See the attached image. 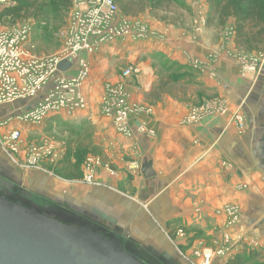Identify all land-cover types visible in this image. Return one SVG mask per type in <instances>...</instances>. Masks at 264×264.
<instances>
[{
	"label": "crops",
	"instance_id": "1",
	"mask_svg": "<svg viewBox=\"0 0 264 264\" xmlns=\"http://www.w3.org/2000/svg\"><path fill=\"white\" fill-rule=\"evenodd\" d=\"M197 5L206 20L200 30L151 17L146 6L133 18L146 29L143 38L105 44L93 57L92 64L99 61L101 67L94 71L111 82L119 81L124 69L137 68L125 79L129 102L143 107L129 117L131 135L117 133L94 110L68 116L82 123L79 127L90 124L98 155L114 174L100 167L96 184L83 182L80 175L60 177L41 166H24V155L14 160L1 142L0 173L11 188H27L42 201L78 208L95 224L125 234L129 242L174 264L189 263L170 248L171 231L185 229L200 250L216 251L224 245L225 208L236 206L240 224L222 262L264 264V65L258 73L243 71L237 54L248 52L236 46L234 19L219 33L207 22L206 0ZM229 29L226 40L223 31ZM113 54L124 62L122 71L117 63L108 68L106 57ZM98 84L92 83L87 95L100 90ZM49 86L31 99L0 104V119L35 106ZM216 97L231 111L185 120ZM236 110L245 116L243 129L233 119ZM145 166L155 174L145 177ZM253 240L257 247L251 246Z\"/></svg>",
	"mask_w": 264,
	"mask_h": 264
},
{
	"label": "built area",
	"instance_id": "2",
	"mask_svg": "<svg viewBox=\"0 0 264 264\" xmlns=\"http://www.w3.org/2000/svg\"><path fill=\"white\" fill-rule=\"evenodd\" d=\"M3 0H0V3ZM1 5V4H0ZM198 15V14H197ZM198 25H196V28ZM145 30L139 22L119 11L116 0H74L73 11L68 23L66 40L58 54L50 57H28L23 49L32 26L29 23L11 29L0 26V104L13 102L20 99L36 97L48 84L38 102L32 108L21 112V120L33 123L41 122L49 113L60 109H83L86 106L85 98L79 89L89 75L87 54L100 48L103 44L123 39L134 31ZM224 35L226 40L231 37V29ZM143 34V33H142ZM263 54H240L239 61L243 71L260 72L257 66L263 63ZM69 59L72 65L61 71L57 64ZM195 67L198 65L195 63ZM137 68L128 67L122 71V77H129ZM128 92L124 84L107 87L102 97L104 114L112 115L117 130L123 135H131L128 124L130 114L142 108L131 104L127 100ZM227 106L217 102L194 108L186 117L187 122L197 121L202 115L215 116L227 113ZM233 119L240 129L245 126V116L240 111L233 113ZM8 122L1 121L0 126ZM20 131L14 130L10 135L11 143L7 153L18 151L17 142L20 140ZM6 150V145L3 144ZM33 146V145H32ZM51 148H31L29 158L30 166H38V160L51 153ZM30 152V149H29ZM99 161L89 157L85 169V179L91 182L95 173V165ZM225 212L228 219L223 233L224 245L216 251L194 250L193 255L202 258V264H210L215 256L225 255L231 241L230 227L239 221V210L236 206H227ZM251 246L257 247V242L252 241Z\"/></svg>",
	"mask_w": 264,
	"mask_h": 264
},
{
	"label": "rangeland",
	"instance_id": "3",
	"mask_svg": "<svg viewBox=\"0 0 264 264\" xmlns=\"http://www.w3.org/2000/svg\"><path fill=\"white\" fill-rule=\"evenodd\" d=\"M32 1V0H30ZM73 1L69 0L66 5H59L54 4L56 3V0H37L36 7L33 8L32 12L29 16H25L19 19H13L8 17L7 19H4L3 21H0L1 28L11 29L17 26L25 25L26 23L31 24L32 30L26 40V42L23 44V49L25 53L28 55V57H50L55 54H58L61 49L64 46L65 40H66V32L68 28V23L70 21V17L72 15L73 11ZM167 0L162 1L160 5H158L156 8H151L149 5V1H128V0H116L117 6L119 8V11L128 16L131 17V19L136 16V13L140 10H143L148 6L151 11V17L159 18V19H168L169 22H176L179 25H182L183 27H191L193 24V27L196 31L200 30V26L205 23V14H202L201 9L198 8V0ZM18 3L17 0H3L0 4V11L4 8L11 7L13 5H16ZM182 4V5H180ZM206 4L208 5V14L210 13L211 9L209 7V0H206ZM195 8L198 11V15L196 14ZM126 9V10H124ZM44 11L43 15L37 16L39 12ZM203 10V9H202ZM204 12V11H203ZM207 12V11H206ZM35 14V15H34ZM207 14V15H208ZM176 18V20H175ZM230 18L226 19V22ZM135 21V19H133ZM225 23H219L217 22V19H214V22L211 24H214L216 27L217 32H222V27H224ZM196 25L198 27L196 28ZM202 28V27H201ZM143 33V34H142ZM223 36L227 33L226 31H223ZM146 35V29L143 31L140 29V31H136L134 29L133 33L123 39H117L115 42L113 41L110 43H106L109 45H113L116 42L120 43L123 42L124 39H131V38H137L141 39L143 36ZM103 44L102 46H104ZM98 48L94 52L87 54L89 55L87 57V62L89 64V75L88 77L83 81L82 87H80L79 92L80 94L85 98L86 106L83 109H60L57 111H53L48 114L41 122L39 123H33L31 121H25L21 120L18 113H14L9 115L6 119H0L1 121H6L8 123L0 126V142L1 144H5L6 152L7 149H10L8 146L11 143L10 135L12 131L19 130L20 131V140L16 143L18 147V151H12L13 154L10 155L11 157L14 156V160L17 154L21 153L24 155V166H27L29 168H36V166H30L29 165V158L31 155V148L33 146H36L38 149L43 148H51V153L49 155H46L38 160V166L41 169H49L53 171L55 175H58L60 177L62 176H81L82 181L87 184H96L98 182L97 178V171L100 167L103 166V168L106 167V170L110 171L114 174V169L111 165H109L108 161L102 158V156L98 155L99 151L96 150L97 146L94 144V133L93 128L91 129V126L85 122L84 125L81 127L80 122L74 121L73 119H69L68 116H73V111L76 110H87L89 114H94V116H101L107 119V121L112 123L114 130L117 133H120L117 130V127L114 123V118L112 115H106L104 114V105L102 104V97L104 95V92L107 90V87H115L119 84H124L125 87H127V83L125 82L126 77H120L119 81L117 82H111L108 79H105L106 77L98 76L97 72L94 70H101V67L99 66L98 62H93V57L96 55L99 49ZM101 52V51H100ZM98 52V53H100ZM262 53L264 55V51L258 52ZM254 53V54H258ZM243 54V53H242ZM248 54V53H244ZM238 58H239V54ZM263 63L261 62L257 66V70L261 68L264 65V56H263ZM119 57L116 54L110 55L109 57H106L107 66L110 68L111 63H117L116 66L118 67L119 71H122L121 67H124V62H119ZM125 68V67H124ZM123 68V69H124ZM108 71V69L106 70ZM107 73V72H106ZM121 73V72H120ZM257 73V72H255ZM130 77V76H129ZM128 78V77H127ZM100 79V80H99ZM99 82L98 84V90L97 92L91 93V95H87L85 90L88 89V87L91 86L92 83ZM127 89V88H126ZM127 100H129V97H127ZM130 101V100H129ZM215 103L219 102L218 98L216 97ZM137 108H143L142 106L135 105ZM228 112H229V106H227ZM94 110V112H93ZM231 111V110H230ZM239 111V110H236ZM241 112V111H240ZM65 115V119L62 117L63 114ZM133 114V113H132ZM130 114V116L132 115ZM60 116V117H58ZM129 116V117H130ZM64 119V120H63ZM129 120V118H128ZM122 134V133H120ZM33 145V146H32ZM30 149V152H29ZM93 157L96 161L98 160L95 165V173L94 177L92 178L91 182H88L85 179V174L87 170L85 169L86 162L89 157ZM108 164V165H107ZM41 166V167H40ZM5 177L3 174L0 173V191H3L5 193H10L9 191H14V188H11L6 182ZM20 193L22 191V194L26 196L25 199H30L33 203H35L38 207L41 206L42 199L37 198L34 193H32L29 189H20L18 190ZM21 194V196H22ZM23 197V196H22ZM46 204L44 203L45 206ZM226 224V223H225ZM240 224V219L238 222H236L234 225L230 227L231 234L233 233V230H235V234L237 236L236 229L238 225ZM224 229L223 233L225 232ZM222 233V234H223ZM185 232V229H175L174 231H171L169 233L170 237V248H172L174 251L178 252L184 259H187L189 264H202V258H198L195 255H193L194 250H200V247L202 245H195L193 243V239L189 235H187ZM182 243V244H181ZM198 244V243H197ZM219 247V246H218ZM194 248V249H193ZM205 248L201 249V251H204ZM187 251H192L191 254H189ZM227 254V253H226ZM225 255L221 256H215L212 258V262L210 264H229L222 262ZM218 259V260H217ZM237 259V258H236ZM217 260V261H216ZM216 261V262H215ZM230 261V264H245L242 262L236 263L235 261Z\"/></svg>",
	"mask_w": 264,
	"mask_h": 264
},
{
	"label": "water",
	"instance_id": "4",
	"mask_svg": "<svg viewBox=\"0 0 264 264\" xmlns=\"http://www.w3.org/2000/svg\"><path fill=\"white\" fill-rule=\"evenodd\" d=\"M71 65L63 59L57 68L66 71ZM142 172L155 174L150 166ZM92 226L0 191V264H150L125 234Z\"/></svg>",
	"mask_w": 264,
	"mask_h": 264
},
{
	"label": "trees",
	"instance_id": "5",
	"mask_svg": "<svg viewBox=\"0 0 264 264\" xmlns=\"http://www.w3.org/2000/svg\"><path fill=\"white\" fill-rule=\"evenodd\" d=\"M18 3L0 11V21L8 17L19 19L27 17L36 7L37 0H17ZM54 4L66 5L69 0H56ZM149 1L151 8H156L167 0H128ZM172 1V0H170ZM178 2V0L176 1ZM182 5V4H180ZM211 9L207 22L212 23L217 19L219 23H225L229 17H234L235 43L240 49L248 53L264 51V0H209ZM126 10V9H124ZM41 10L37 16L43 15ZM35 15V14H34Z\"/></svg>",
	"mask_w": 264,
	"mask_h": 264
},
{
	"label": "flooded vegetation",
	"instance_id": "6",
	"mask_svg": "<svg viewBox=\"0 0 264 264\" xmlns=\"http://www.w3.org/2000/svg\"><path fill=\"white\" fill-rule=\"evenodd\" d=\"M18 190L20 189L14 188V191H9V192L11 195L22 198L28 204H31L34 207H38L35 203L30 201V199L29 200L25 199L26 196L22 194V191L20 193ZM21 194L23 197L21 196ZM42 202L43 203L38 208H41L42 210H45L46 212L55 213L56 215H66L69 218L79 220L85 224L92 223V225H94L92 227L100 228V225L95 224V222L92 220V216L87 215L86 213H84L78 208H67L65 205H62L61 203L58 205L55 203H49L48 201H42ZM44 203L46 205L42 206L44 205ZM131 246H132L131 247L132 249H136L138 251V254L150 264H174L173 261L166 259L164 256H161L160 254H157L149 247L137 245L134 243H131Z\"/></svg>",
	"mask_w": 264,
	"mask_h": 264
}]
</instances>
